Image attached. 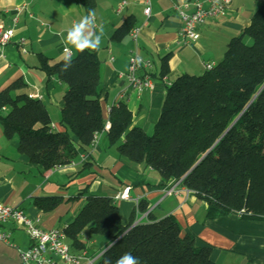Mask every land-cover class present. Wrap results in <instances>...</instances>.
<instances>
[{
    "label": "trees",
    "instance_id": "obj_1",
    "mask_svg": "<svg viewBox=\"0 0 264 264\" xmlns=\"http://www.w3.org/2000/svg\"><path fill=\"white\" fill-rule=\"evenodd\" d=\"M77 1L86 12L96 5V0ZM133 25V17L127 16L111 38L121 39ZM169 55L161 58L155 77L167 75ZM66 57L49 63L40 56L38 66L66 86L61 131L51 129L48 109L40 99L24 92L13 94L25 86L21 78L0 88L4 135H16L18 151L44 169L72 162L101 131L105 117L96 49L77 48L68 57L72 66L62 71ZM109 119L108 141L115 145L120 162L151 167L164 181L192 190L206 202L208 218L237 212L241 219L264 220V2L254 10L249 24L229 39L222 58L211 68L182 73L170 85L155 83L148 124L133 123L125 100L112 108ZM84 193L79 191L75 197ZM60 201L59 195L38 196L34 204L50 211ZM136 211H147L143 200L124 225L110 196L88 194L64 227L65 233L71 246L80 250L83 244L78 235L86 225L91 232L115 240L95 264H116L129 252L140 264H217L211 248H197L194 236L182 233L173 214L133 224Z\"/></svg>",
    "mask_w": 264,
    "mask_h": 264
},
{
    "label": "crops",
    "instance_id": "obj_2",
    "mask_svg": "<svg viewBox=\"0 0 264 264\" xmlns=\"http://www.w3.org/2000/svg\"><path fill=\"white\" fill-rule=\"evenodd\" d=\"M120 1L96 0L95 27L86 29L84 37L85 41L94 39L103 30L96 51L100 60V99L104 107L126 89L124 73L130 50L153 61L150 71L153 76L159 74L161 58L167 53H170L169 71L165 75L168 80L182 73H201L206 64L214 65L222 58L229 39L249 24L254 10L264 2L231 0L223 14L210 17L197 27L196 39L184 42L177 37L180 17L175 6L191 11V0H150L148 16L143 14L144 0H125L126 5L117 13L115 9ZM22 4L25 8L17 14L14 37L4 47V57H0V88L21 78L25 86L15 93L24 92L33 99H40L48 109L51 129L61 131L60 110L66 87L57 77L47 75L38 67L39 58L45 56L52 63L65 56L67 50L74 55L77 46L69 40L68 32L89 12L77 0H0V20L8 24L11 9ZM127 16H132L133 27H138L136 39L129 33L119 40L112 39V33ZM20 36L25 37V52L17 43ZM125 93L133 123L148 124L152 90ZM124 188H128L129 198L116 197ZM83 190V195L75 197ZM88 194L110 196L119 208L124 225L140 200L146 203L147 211H136L133 223L173 214L182 233L194 236L197 248H211V257L217 264H264V220L241 219L237 212L208 218L206 202L192 190L178 182L164 181L151 167H132L120 162L107 132H100L95 144L79 151L69 164L44 169L29 162L18 151L17 136H5L0 125L1 203L18 205L30 216L38 214L45 228H64ZM52 195L61 196L60 203L52 210L43 211L34 204L38 196ZM78 238L83 244L81 250L71 246L66 238L71 252L84 253L91 258H98L113 242L91 232L90 225L84 227ZM29 246L28 234L21 224L12 220L0 222V264H18L19 252Z\"/></svg>",
    "mask_w": 264,
    "mask_h": 264
},
{
    "label": "built area",
    "instance_id": "obj_3",
    "mask_svg": "<svg viewBox=\"0 0 264 264\" xmlns=\"http://www.w3.org/2000/svg\"><path fill=\"white\" fill-rule=\"evenodd\" d=\"M231 0H191V11H184L181 7L175 6L180 17V26L177 31L179 40L188 42L198 37L197 27L204 24L210 17L223 14L229 8ZM126 5L125 0H121L116 6L119 13ZM25 8V4L14 6L11 9L10 22L4 24L0 20V57H4V47L11 41L15 34L17 24V14ZM151 11L150 0H144L143 14L148 16ZM131 37L136 39L138 27H132L129 31ZM25 37L17 38V43L23 52ZM66 55L72 56L71 51L67 50ZM212 64H206L205 69L211 68ZM153 68V61L150 58L142 57L136 50L129 51L128 68L124 73L126 78V89L120 91L115 101L105 107L106 116L102 120L101 131L94 134L90 145H94L100 132H107L110 127L109 113L112 108L117 107L119 102L125 100L126 91L131 90L140 94L144 90H153L157 81H162L167 85L171 81L165 75L157 78L150 74ZM33 99L32 96H29ZM119 198H129L128 188L116 194ZM8 220L21 224L26 230L30 246L19 252L18 264H94L96 258L86 257L84 253L73 254L69 244L66 242L65 229L62 227L45 228L41 224L40 216H30L18 205H7L0 202V222ZM84 260L85 262L83 263Z\"/></svg>",
    "mask_w": 264,
    "mask_h": 264
},
{
    "label": "clouds",
    "instance_id": "obj_4",
    "mask_svg": "<svg viewBox=\"0 0 264 264\" xmlns=\"http://www.w3.org/2000/svg\"><path fill=\"white\" fill-rule=\"evenodd\" d=\"M95 16V11L89 10L88 15L83 17L79 23L74 24L68 32L69 40L74 43L80 50H83L86 47L96 49L100 46L103 31L102 29L101 35H96L94 39H88L87 41L84 40V37L86 35V29L95 27ZM71 66V58L66 57L62 71H67V69ZM106 264H110V261H106ZM116 264H140V260L138 257L133 256L129 252L121 256L117 260Z\"/></svg>",
    "mask_w": 264,
    "mask_h": 264
},
{
    "label": "rangeland",
    "instance_id": "obj_5",
    "mask_svg": "<svg viewBox=\"0 0 264 264\" xmlns=\"http://www.w3.org/2000/svg\"><path fill=\"white\" fill-rule=\"evenodd\" d=\"M244 41H245V43H247V44H250L251 43V39H250V37H248V36H245L244 37ZM154 61H155V63L157 64L158 63V60H157V57H154ZM66 87V86H65ZM15 92H13V94H14ZM137 125H142V123L141 122H137Z\"/></svg>",
    "mask_w": 264,
    "mask_h": 264
},
{
    "label": "water",
    "instance_id": "obj_6",
    "mask_svg": "<svg viewBox=\"0 0 264 264\" xmlns=\"http://www.w3.org/2000/svg\"><path fill=\"white\" fill-rule=\"evenodd\" d=\"M202 157H203V156H202ZM201 159H202V158H200V160H201ZM200 160H199V161H200ZM199 161H198V162H199ZM198 162L195 163L193 167H195V166L198 164ZM193 167H192V168H193ZM133 224H135V223H133ZM133 224H132V225H133ZM114 241H115V240H113V242H114ZM113 242H112V243H113ZM112 243H111V244H112Z\"/></svg>",
    "mask_w": 264,
    "mask_h": 264
}]
</instances>
